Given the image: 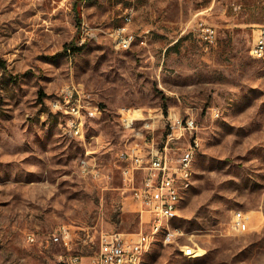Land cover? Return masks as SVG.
I'll return each mask as SVG.
<instances>
[{
    "label": "rangeland",
    "instance_id": "374dc122",
    "mask_svg": "<svg viewBox=\"0 0 264 264\" xmlns=\"http://www.w3.org/2000/svg\"><path fill=\"white\" fill-rule=\"evenodd\" d=\"M128 13L141 37L121 50L110 34ZM259 25L264 0H0V264H92L102 235L150 232L118 159L135 140L120 120L129 109L158 120L159 141L170 114L190 116L200 141L178 216L138 264H264V59L249 53ZM72 86L102 110L81 139L51 108ZM63 228L68 244L51 243Z\"/></svg>",
    "mask_w": 264,
    "mask_h": 264
},
{
    "label": "built area",
    "instance_id": "2783aa9c",
    "mask_svg": "<svg viewBox=\"0 0 264 264\" xmlns=\"http://www.w3.org/2000/svg\"><path fill=\"white\" fill-rule=\"evenodd\" d=\"M131 22L132 15L128 13L125 15L124 24L110 34L117 49H130L141 37L130 30ZM202 32V38L209 42L214 41L215 29L203 27ZM263 39L264 25L254 27L249 49L251 56L261 53ZM81 92L75 86L68 87L51 101L52 110L64 118L66 131L80 139L84 135L86 121L102 115L99 105L85 99ZM137 112L132 109L124 110L120 117L121 124L133 132L132 137L135 140H131L127 148L119 153L118 159L121 163L124 189L128 191L132 201L138 204L141 221H144L145 216L150 217V232H140L136 234V239L129 240H125L121 233L102 235L100 251L94 256L92 264H136L140 260L143 252L149 247V238L155 234L159 220L166 218L168 212H175L172 202H175L179 189L185 185L187 159L196 155L200 148L199 138L193 137L197 126L192 117L170 114L165 119L166 133L159 141L156 135L159 130L158 120ZM138 123L140 128L137 129ZM188 133L191 141L185 147L180 146L181 140L185 139ZM79 167L85 177L96 179L101 175L100 170L86 158L79 160ZM243 223V213L235 211L230 219L231 227L234 230H242ZM62 230L60 235L51 236V243L68 244L66 229ZM27 239L34 242V234H28ZM170 239L171 231L167 241ZM78 260L79 257L72 259L73 262Z\"/></svg>",
    "mask_w": 264,
    "mask_h": 264
},
{
    "label": "bare ground",
    "instance_id": "6f19581e",
    "mask_svg": "<svg viewBox=\"0 0 264 264\" xmlns=\"http://www.w3.org/2000/svg\"><path fill=\"white\" fill-rule=\"evenodd\" d=\"M252 56H254L255 58H258V59H264V39H263V46L261 48V53H254ZM193 162H194V155H192L191 159H187L186 168H185V179H186L185 185L179 189V194L177 195L175 202H172V209H175V212H168L166 214V218H161V220H159L158 226H157V228H155V234L152 235L151 238H149V245L151 243V240L154 237H157L158 235H160L165 230H168L169 226H170V221L172 219H175L178 216L179 207H180L183 195L190 188V186L192 184ZM140 260H141V258H140ZM140 260L137 261L136 264H138L140 262Z\"/></svg>",
    "mask_w": 264,
    "mask_h": 264
},
{
    "label": "trees",
    "instance_id": "16d2710c",
    "mask_svg": "<svg viewBox=\"0 0 264 264\" xmlns=\"http://www.w3.org/2000/svg\"><path fill=\"white\" fill-rule=\"evenodd\" d=\"M75 9H78L77 8V5H75ZM80 24H81V20L78 18V26H80ZM74 50V49H73Z\"/></svg>",
    "mask_w": 264,
    "mask_h": 264
},
{
    "label": "crops",
    "instance_id": "0c3cea01",
    "mask_svg": "<svg viewBox=\"0 0 264 264\" xmlns=\"http://www.w3.org/2000/svg\"><path fill=\"white\" fill-rule=\"evenodd\" d=\"M137 212H139V209H138V211Z\"/></svg>",
    "mask_w": 264,
    "mask_h": 264
}]
</instances>
